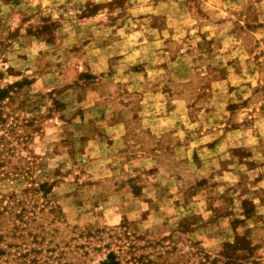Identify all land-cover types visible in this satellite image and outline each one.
I'll use <instances>...</instances> for the list:
<instances>
[{"label":"clouds","instance_id":"clouds-1","mask_svg":"<svg viewBox=\"0 0 264 264\" xmlns=\"http://www.w3.org/2000/svg\"><path fill=\"white\" fill-rule=\"evenodd\" d=\"M0 264H264V0H0Z\"/></svg>","mask_w":264,"mask_h":264}]
</instances>
